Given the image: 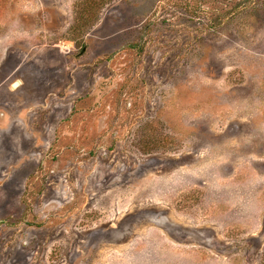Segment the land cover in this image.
I'll return each instance as SVG.
<instances>
[{
  "label": "rangeland",
  "instance_id": "obj_1",
  "mask_svg": "<svg viewBox=\"0 0 264 264\" xmlns=\"http://www.w3.org/2000/svg\"><path fill=\"white\" fill-rule=\"evenodd\" d=\"M0 264H264V0H0Z\"/></svg>",
  "mask_w": 264,
  "mask_h": 264
},
{
  "label": "water",
  "instance_id": "obj_2",
  "mask_svg": "<svg viewBox=\"0 0 264 264\" xmlns=\"http://www.w3.org/2000/svg\"><path fill=\"white\" fill-rule=\"evenodd\" d=\"M17 83H14V86H16Z\"/></svg>",
  "mask_w": 264,
  "mask_h": 264
}]
</instances>
